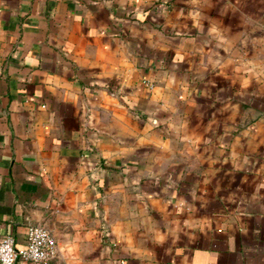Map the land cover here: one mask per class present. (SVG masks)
<instances>
[{"label": "crops", "instance_id": "1", "mask_svg": "<svg viewBox=\"0 0 264 264\" xmlns=\"http://www.w3.org/2000/svg\"><path fill=\"white\" fill-rule=\"evenodd\" d=\"M0 66V237L264 264V0H0Z\"/></svg>", "mask_w": 264, "mask_h": 264}, {"label": "built area", "instance_id": "2", "mask_svg": "<svg viewBox=\"0 0 264 264\" xmlns=\"http://www.w3.org/2000/svg\"><path fill=\"white\" fill-rule=\"evenodd\" d=\"M56 254L55 237L43 225L27 227L25 245L22 248L15 246L11 236L3 235L0 237V264H15L18 260L47 264Z\"/></svg>", "mask_w": 264, "mask_h": 264}]
</instances>
